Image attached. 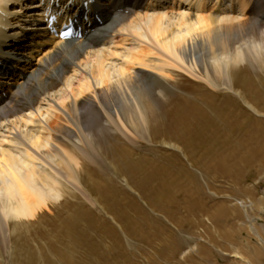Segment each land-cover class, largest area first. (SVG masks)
Listing matches in <instances>:
<instances>
[{
    "label": "rangeland",
    "instance_id": "rangeland-1",
    "mask_svg": "<svg viewBox=\"0 0 264 264\" xmlns=\"http://www.w3.org/2000/svg\"><path fill=\"white\" fill-rule=\"evenodd\" d=\"M35 1L20 15L33 16ZM156 1L174 6L172 13L167 8L174 18L232 14L230 0H201L200 7L198 0ZM244 2L245 12H236L247 31L229 54L201 58L202 48L192 49L187 36L178 61L147 38L120 31L101 46L107 82L91 79L84 96L65 91L66 78L73 75L78 86L83 77L73 67L59 82L52 78L63 59L41 73L33 85L55 84L53 96L31 97L33 114L26 109L19 129H3L11 134L3 133V148L16 149L17 133L43 131L56 119L54 141L78 159L82 184H66L63 199L33 220L10 222L0 264H239L238 252L261 255L254 261L264 264V66L248 58L230 80L215 66L262 44L251 31H264V0Z\"/></svg>",
    "mask_w": 264,
    "mask_h": 264
},
{
    "label": "bare ground",
    "instance_id": "bare-ground-1",
    "mask_svg": "<svg viewBox=\"0 0 264 264\" xmlns=\"http://www.w3.org/2000/svg\"><path fill=\"white\" fill-rule=\"evenodd\" d=\"M29 1L0 0V239H5L6 231L8 234L9 230L7 229H9L10 222L21 223L33 220L41 210L63 199L66 184L73 187L82 184L78 175L79 169L77 170L78 159L74 153L62 150L59 144L54 141L57 138V128L59 127L56 119L50 120L48 127L43 128V131L38 128V130H31L29 133H21V135L17 133L14 137L16 149L3 148L4 140H7L3 136V133L7 131L3 132V129L7 128L10 132L16 128L19 129L21 126L19 122L21 123V119L23 120L21 117H24L21 114L26 109H30L26 111L33 114L31 109H33V103L37 97L35 99L31 97L33 95L38 97L53 96L51 91L55 84L45 82L41 86L33 85V82L38 81L39 76L47 67L56 63L58 59H63L61 69L57 71L56 75H52V78L57 82L61 80V76H64L65 68L73 67L75 73L83 74V77L78 80V86H75L72 81L73 75L66 78L64 82L65 91L68 89L70 97L77 99L91 89V79L97 81L99 85L107 82L109 70H106L105 63L108 58L102 48L110 38L120 31L141 37L140 39L147 38L149 42L154 46L156 44L166 54L178 61H183V57L186 56L183 46L190 41L187 40V36L194 38L191 40L192 49L202 48L201 58H205L220 52L228 53L233 49L240 36L247 31L244 28L248 23L245 19L239 20L238 17L241 14L236 12L237 9L241 12L244 11L245 0H230L232 14L221 16L222 14L217 11L218 14H214L216 16L200 17L197 21L192 20L187 14L179 15V18L169 16L175 9L174 6L161 8L155 5V2L158 3L156 0H150V5H146L147 7L145 6L147 0H84L95 1V5L80 10L81 2H78L79 4L75 2L76 9L71 7L68 13V18L79 22L83 34L75 41L63 42L55 35H48L49 30L44 15L47 7L52 11L60 7L63 10L68 7L65 5L70 0H36L33 2L36 4L30 6V8H38L34 15L29 13L30 16H26L27 14L21 16L23 6ZM171 1L176 2L175 0ZM182 1L189 2L191 5L190 0H180V2ZM200 1L198 0L197 4L199 7L203 5V3L200 4ZM222 1L216 0V4L222 3ZM163 2L167 3V0ZM44 3L46 5H43ZM249 3L251 2L249 1ZM26 5L29 6V3ZM19 6L21 10H19ZM143 7L147 9L145 13L141 14ZM168 7H170V13L167 10ZM149 9L152 10L150 13ZM26 17H32V19L30 24L24 27L22 23L24 19H27ZM182 27H185V34L182 33ZM199 31L200 33H198ZM251 32L253 39L262 40L260 48L250 45L247 47L244 44L246 49L235 51L236 54L230 57L228 63L215 65L219 74L223 73L230 80L235 68L239 65L236 66V64L248 60V58H253L258 64L264 66V31ZM110 40L109 43H111ZM101 46L103 47L101 48ZM130 53L132 54V51ZM81 56H85V58L80 60ZM90 65L92 67L89 75L85 71ZM36 111L41 112V107H38ZM80 130H82L81 127ZM10 132L7 133L10 134ZM30 147L36 151L30 150ZM37 161L41 164H37ZM235 257L241 260L239 264H256V261L261 259V255L253 258L248 254V257H245L239 252L235 253Z\"/></svg>",
    "mask_w": 264,
    "mask_h": 264
}]
</instances>
